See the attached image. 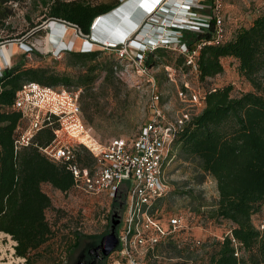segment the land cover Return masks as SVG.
Instances as JSON below:
<instances>
[{"label": "trees", "instance_id": "1", "mask_svg": "<svg viewBox=\"0 0 264 264\" xmlns=\"http://www.w3.org/2000/svg\"><path fill=\"white\" fill-rule=\"evenodd\" d=\"M121 1L40 0V3L45 8L43 19L54 18L73 24L83 36L93 39L94 19L119 6ZM171 5L166 3L167 8ZM126 21L124 29L128 26ZM214 29V20L210 18L206 27L181 32V40L188 51L197 50L195 76L198 81L201 84L220 73L223 70L221 58L231 57L237 61L238 75L251 89L231 94L230 83L220 87L203 86L202 106L175 129L168 156L176 149L182 159L192 164L197 182L208 175L215 179L217 197L207 210V216L229 220L231 227L221 238L207 239L199 244L189 240L183 245L170 238L166 246L176 256L186 255V259L198 260L199 264H264V218L260 226L251 220L252 214L264 208V11L249 25L237 28L229 38L224 29L222 39L206 43L214 39ZM183 32L188 35L184 36ZM202 41L204 43L197 48ZM93 45L87 50L68 47L66 65L80 67L75 76L43 66H26L23 62L0 69V231L11 236L15 241V253L25 256L28 264H38L51 255L50 241L58 232L57 219L47 217L53 205L42 184L48 183L60 191L78 188L69 161L53 160L41 150L52 140L56 122L36 130L27 144L18 143L29 119L13 107L14 96L26 81L47 86L75 82L90 89L99 69L106 67V59L98 58L99 50ZM106 49L113 51L107 52L111 59L105 79L110 80L113 66L129 59L120 57L112 48ZM168 49L173 48L159 44L143 49V66L155 65L158 61L154 56ZM28 51L35 50L29 46ZM176 51L180 63L167 62L164 67L190 69L185 64V53L178 48ZM92 93H79L80 109L90 106ZM80 146L76 145L72 161L92 171L95 158L89 150L82 154ZM188 193L193 195L191 190ZM125 195V187H122L111 200L112 208L116 207L119 213L123 210ZM161 200L157 199L154 211L159 209ZM83 235L79 226L72 229L70 237L63 234L65 252L76 246ZM198 248L202 252L195 254Z\"/></svg>", "mask_w": 264, "mask_h": 264}, {"label": "rangeland", "instance_id": "2", "mask_svg": "<svg viewBox=\"0 0 264 264\" xmlns=\"http://www.w3.org/2000/svg\"><path fill=\"white\" fill-rule=\"evenodd\" d=\"M91 1L109 2L113 0ZM120 4H123V0ZM153 7L157 8L155 11H159L158 5ZM133 10L136 11V7ZM262 11H264V0H224L221 15L225 36L229 38L240 26L249 25L252 19ZM44 12L45 8L41 6L40 0H0V46L11 44L10 54L7 52L10 64L23 62L26 66H43L55 72H67L75 76L80 67L66 65L68 47L70 49L73 46L74 50L83 49L82 43L86 40L90 41L91 37L83 36L67 24L65 27L60 21L57 22L61 23L62 28L59 27L61 30L59 28L52 30L49 24L53 20L43 19ZM148 13H150L149 10L139 14L136 17L137 22L129 32L133 31L139 22L141 24L142 20L150 19ZM200 14L208 15L209 8L204 7L200 10ZM183 33L184 36L188 35ZM108 34V26H101L99 35L92 34L93 39L97 40L92 43H94L93 48L99 50L98 58L106 59H103L106 67L99 69V75L92 87L86 90L76 85L74 81L72 84L63 85L69 88H80L82 94L93 92L90 106H86L85 110H82L81 106V113L89 134L98 144H103L114 137L131 138L135 136L152 114L150 99L153 92L159 94L160 108L169 119H173L180 112H187L190 116L201 107L197 101L190 100L189 95L198 90L202 92L203 86L220 87L230 83L232 84L231 94L251 89L250 84L238 75L237 61L231 57L221 58L223 70L208 77L201 84L190 69L173 68L172 73L167 76L163 71L165 70L164 64L167 62L180 63L176 51L177 48L180 50V47L176 45L171 46L173 49L159 51V54L154 56L158 62L145 70L135 63L124 61L113 66L114 71L111 73L110 80L105 79L106 71L110 67L109 59H111L107 52L113 51L106 49L105 43L107 42L102 41L100 37ZM54 38L57 39L56 41L61 38L64 41H73V44L58 47ZM28 46L33 47L35 51H28ZM131 49V53L136 50ZM9 63H5L0 58V69ZM183 86L188 91L180 95L178 91ZM86 96L87 100L88 95ZM82 146L84 145L81 144L79 151L86 154L88 149ZM170 150L169 145L162 168L168 191L162 198L159 209L154 211L155 218L164 233H159L157 242L161 240V243L157 247H152L153 249L149 248L151 249L149 253V249H142V253L137 258L138 264H199L198 260L192 262L186 259V255L176 256V253L166 246L168 239L176 240L179 245L189 240H199V243H202L207 239L221 238L229 232L231 227L229 220L207 216V210L217 197L215 179L208 175L202 182H197L192 164L182 159L176 149L172 155L168 156ZM42 188L50 196L53 205V209L47 211V217L51 220L57 219L58 232L50 241L51 255L40 260L38 264H61L66 253L63 234L70 237L72 229L79 226L84 234L100 235L108 229L109 216L111 218H118V215L122 217V212H117L116 207L112 208L113 197L105 193L87 194L73 188L60 191L48 183H43ZM188 190H191L193 195H190ZM173 217L179 219L175 226L170 224V218ZM263 218L264 208L261 212L251 216L256 226H260ZM146 232L152 233L153 230L147 229ZM9 249L10 237L0 231V264H9ZM201 252L202 249L198 248L195 254ZM115 254V252L110 254L108 264H112ZM124 264L127 262L124 261Z\"/></svg>", "mask_w": 264, "mask_h": 264}, {"label": "built area", "instance_id": "3", "mask_svg": "<svg viewBox=\"0 0 264 264\" xmlns=\"http://www.w3.org/2000/svg\"><path fill=\"white\" fill-rule=\"evenodd\" d=\"M164 1L154 2V6L158 5L159 11H155L156 7L148 9L150 19L142 20L141 24L129 32L128 37L114 39L105 44L120 57L128 58L129 62L139 65L143 70L146 69L142 64L143 49L159 44L177 45L180 51L185 53V64L189 65L190 70L195 73L197 50L188 51L181 40V32L185 29L198 30L200 27H206L209 19L212 18L215 25L214 39L206 43L222 39L224 28L221 11L224 0ZM166 3L173 6L167 8ZM206 6L209 8V14H200V10ZM136 9L129 14L130 17L128 16V26H132L134 21L137 22L136 17L140 13L139 7ZM62 24L65 27L69 25L80 33L75 25L67 22ZM156 34L159 37L154 40ZM92 42L97 41L91 38ZM203 43L204 41L198 43L197 48ZM83 48L89 49L84 46ZM131 48L136 50L131 53ZM4 62L9 63L5 60ZM164 69L167 76L172 73L169 66H165ZM187 91L188 89L183 86L178 93L182 95ZM79 93L80 88H69L63 85L47 86L34 81L24 82L16 91L13 100V107L19 109L23 116L29 119L28 127L19 136L18 143L27 144L36 130L45 124L56 122L52 140L41 147V150L53 160L69 161L78 190L87 194L105 193L114 197L122 187H125L121 229L117 233L118 244L111 252L116 253L112 264H124V261L127 264H138L137 258L142 253V249L152 248L157 242L159 233H164L155 218L153 206L157 199L163 198L168 191L162 172L164 159L175 129L188 120L189 114L180 112L173 119H169L160 108L159 94L153 92L150 99L152 114L135 136L114 137L103 144L93 145L79 138L88 131L82 118ZM189 99L197 101L202 106L203 94L198 90L196 93H190ZM78 144L87 147L94 156L96 165L92 171L72 161L74 149ZM178 221L177 217L170 218V224L173 226ZM145 229H152L153 232L147 233ZM9 237V264H28L25 256L15 253V241L11 236ZM199 242L195 240V243Z\"/></svg>", "mask_w": 264, "mask_h": 264}, {"label": "bare ground", "instance_id": "4", "mask_svg": "<svg viewBox=\"0 0 264 264\" xmlns=\"http://www.w3.org/2000/svg\"><path fill=\"white\" fill-rule=\"evenodd\" d=\"M158 0H152V1H148V0H128L127 2L119 5L117 8H115L113 11H111L108 14L105 15H100V17H98L96 19V21L94 22L93 28H92V34L94 35H99L100 32V28L101 26H108L109 29V34L106 36H102L100 37V39L102 41H106L108 43V41H114V39H121L124 36L128 35L127 33L130 31V29L133 27L130 26L131 28L127 27V28H123L122 31H120L121 26L124 25V23L126 22V20H128V16L130 14L131 11H133V9L135 7H139L140 10V14L145 12L148 9H151L154 6V2H157ZM139 3L141 5H139ZM171 5V4H170ZM172 6V5H171ZM170 8V7H169ZM119 10H123L122 12H117ZM146 16V15H145ZM139 24V23H138ZM50 27L52 28V30H57L59 27L62 28L61 23L58 24L57 21L53 20L50 22ZM126 25V24H125ZM124 25V26H125ZM59 28V29H60ZM107 28V27H106ZM65 29V28H64ZM61 30V29H60ZM159 37L158 34H156L154 36V40H157ZM55 39V38H54ZM57 39H55V43L56 46L58 47H62V45H69L72 46L73 41H64L62 38L58 41H56ZM84 47L88 48L91 46V41L86 40V42L82 43ZM3 46L5 45H1L0 46V58L5 61H8V53L10 54L9 51H4L5 49L3 48ZM9 49L7 50H11V44L10 46H8ZM81 140H84L87 143H91L93 145H96V141L95 139L89 134V132L87 131L85 134H83L82 136L79 137Z\"/></svg>", "mask_w": 264, "mask_h": 264}, {"label": "flooded vegetation", "instance_id": "5", "mask_svg": "<svg viewBox=\"0 0 264 264\" xmlns=\"http://www.w3.org/2000/svg\"><path fill=\"white\" fill-rule=\"evenodd\" d=\"M118 218H111L109 216V223H107V233L111 225L114 223L116 235L121 226L122 218L118 215ZM85 234L81 237L79 243L67 250L64 259L61 264H108V258L111 254H103L102 249L99 247L101 236L104 234ZM72 253V255H71ZM71 255V256H70Z\"/></svg>", "mask_w": 264, "mask_h": 264}, {"label": "water", "instance_id": "6", "mask_svg": "<svg viewBox=\"0 0 264 264\" xmlns=\"http://www.w3.org/2000/svg\"><path fill=\"white\" fill-rule=\"evenodd\" d=\"M125 2H127V0L123 1V3H125ZM115 8H117V7H115ZM115 8H113L111 11H113ZM111 11H109L108 13H110ZM98 17H100V16H97L95 18V20L92 23L93 25H94V22L96 21V19ZM51 20L60 21V20L54 19V18H51ZM60 22H64V21H60ZM93 25H91V33H92ZM85 37H87V36H85ZM88 37L90 38V36H88ZM89 40L91 41V38ZM114 215H117V214H114ZM117 244H118V237L116 235L115 227H114V223H113L111 225L110 230L101 236L100 242H99V247L102 249L103 254L106 255V254L110 253L111 251H113L115 249V247L117 246Z\"/></svg>", "mask_w": 264, "mask_h": 264}, {"label": "crops", "instance_id": "7", "mask_svg": "<svg viewBox=\"0 0 264 264\" xmlns=\"http://www.w3.org/2000/svg\"><path fill=\"white\" fill-rule=\"evenodd\" d=\"M129 17H130V16H129ZM129 17H128V18H129ZM134 23H135V21H134ZM134 23H133L132 25H134ZM128 27L131 28L130 26H128ZM126 28H127V27H126ZM127 29H128V28H127ZM8 46H10V45H5V46H3V48L5 49L4 51H6L7 49H9ZM7 51H10V50H7ZM7 51H6V52H7Z\"/></svg>", "mask_w": 264, "mask_h": 264}]
</instances>
